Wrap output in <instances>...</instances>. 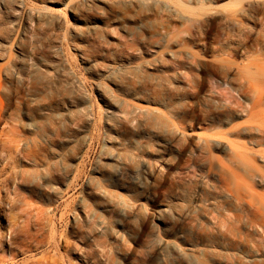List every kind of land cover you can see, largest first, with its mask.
Instances as JSON below:
<instances>
[{
  "label": "rangeland",
  "instance_id": "obj_1",
  "mask_svg": "<svg viewBox=\"0 0 264 264\" xmlns=\"http://www.w3.org/2000/svg\"><path fill=\"white\" fill-rule=\"evenodd\" d=\"M263 172L264 0H0L1 264H264Z\"/></svg>",
  "mask_w": 264,
  "mask_h": 264
},
{
  "label": "bare ground",
  "instance_id": "obj_2",
  "mask_svg": "<svg viewBox=\"0 0 264 264\" xmlns=\"http://www.w3.org/2000/svg\"><path fill=\"white\" fill-rule=\"evenodd\" d=\"M12 1L14 2V0H12ZM12 5H13V3H12ZM34 156H36V154ZM39 157H40V155H39ZM40 162H41V160H40ZM37 164H39V163H37ZM76 168L77 169H76V172H75L74 177H73V182L68 185V188H71V187L76 188L75 184L76 183L80 184L84 180L85 172H84L83 165L80 164V162H79ZM47 172H49V173H46V174H48V176H51V178H53L54 180L56 179V180L60 181L61 176H59L58 174L56 175L55 172L52 171V169H48ZM42 173H44L43 170H42ZM262 178H264V172H263ZM35 188H36V186H35ZM56 208H58V207H56ZM47 213H48V211H47ZM65 215H66V213L63 212L61 214V218H63ZM262 215H263V212H262ZM20 219H21V214H19V225L21 226V228L19 229V250H18L19 256L22 254H26L27 252L38 251L42 247V245H44L43 244L44 242L50 244L49 246L52 247L54 254H52V255L45 254L39 258L25 257L21 262H19V264H67L68 263L67 259H66V255H63L59 252V250H58L59 246L64 247L66 249V251H68V253H69V251L71 252L73 250V248H76L77 245L73 241L70 240L69 233L59 232L55 228V226L53 224V223H55L53 216L46 217L44 215V217H42V220L38 221V217L36 218L37 220H33V215H32V216L28 217L26 220H24L22 225H21ZM35 225L38 226L37 227L38 231L45 230L48 226L50 227V232H49L48 236H46L47 237L46 239H44V238L39 239V236L43 235V232L40 235L37 234V235H33V236L29 233L31 227L35 226ZM73 232H75V231H73ZM76 234H78V232ZM46 250H47V248L45 249V251ZM1 262L2 261H0V264H1ZM4 264H7V263L5 262ZM9 264H11V263H9Z\"/></svg>",
  "mask_w": 264,
  "mask_h": 264
}]
</instances>
